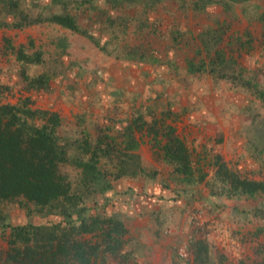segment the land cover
Masks as SVG:
<instances>
[{
    "label": "rangeland",
    "instance_id": "374dc122",
    "mask_svg": "<svg viewBox=\"0 0 264 264\" xmlns=\"http://www.w3.org/2000/svg\"><path fill=\"white\" fill-rule=\"evenodd\" d=\"M2 105L68 188L0 201V264L27 222L95 264H264V0H0Z\"/></svg>",
    "mask_w": 264,
    "mask_h": 264
},
{
    "label": "trees",
    "instance_id": "16d2710c",
    "mask_svg": "<svg viewBox=\"0 0 264 264\" xmlns=\"http://www.w3.org/2000/svg\"><path fill=\"white\" fill-rule=\"evenodd\" d=\"M56 156L42 129L29 126L15 107L0 106V201L23 197L42 206L65 195L68 186L57 174ZM80 221L86 231V223ZM5 227L11 241L4 264H95L100 257L98 245L71 238L64 226L27 222ZM47 227L50 231L44 234Z\"/></svg>",
    "mask_w": 264,
    "mask_h": 264
}]
</instances>
